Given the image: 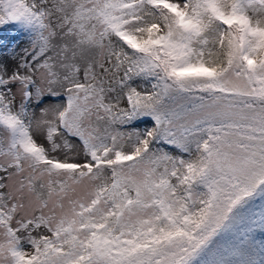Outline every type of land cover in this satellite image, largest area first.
<instances>
[{
  "label": "snow or ice",
  "instance_id": "obj_1",
  "mask_svg": "<svg viewBox=\"0 0 264 264\" xmlns=\"http://www.w3.org/2000/svg\"><path fill=\"white\" fill-rule=\"evenodd\" d=\"M264 0H0V264H264Z\"/></svg>",
  "mask_w": 264,
  "mask_h": 264
},
{
  "label": "trees",
  "instance_id": "obj_2",
  "mask_svg": "<svg viewBox=\"0 0 264 264\" xmlns=\"http://www.w3.org/2000/svg\"><path fill=\"white\" fill-rule=\"evenodd\" d=\"M257 238H258V239H264V235L257 234Z\"/></svg>",
  "mask_w": 264,
  "mask_h": 264
}]
</instances>
